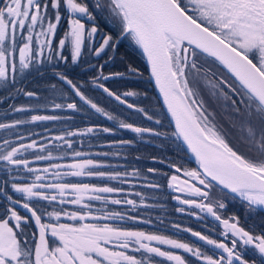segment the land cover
I'll return each instance as SVG.
<instances>
[{"label": "snow or ice", "instance_id": "1", "mask_svg": "<svg viewBox=\"0 0 264 264\" xmlns=\"http://www.w3.org/2000/svg\"><path fill=\"white\" fill-rule=\"evenodd\" d=\"M101 19L111 25L107 31L98 24ZM123 42L143 56L146 79L167 110L159 115L174 123L170 133L126 122L85 91L86 85L102 90L162 125V119L126 99L139 92L118 94L104 83L128 75L145 79L132 64L105 74ZM70 68L92 75L82 83L72 78ZM49 72L50 92L67 102L44 97L36 107L9 104L6 114L22 116L0 122L6 133L0 143V264H264V220L245 229L238 216L223 215L225 201L237 198L246 212H264V0H0V103L19 96L39 101L23 82L33 73L43 77ZM205 92L223 102L230 131L205 106ZM49 106L53 114H38ZM57 112L98 114L141 140L145 134L174 138L176 150L186 146L197 167L152 157L171 174L157 167L129 170L106 162L109 157L126 160L121 150H84L86 137L116 135L111 127L67 128L49 135L18 132L25 125L73 120ZM44 131L51 129L45 126ZM12 135L15 140L7 138ZM132 145L133 140L119 139L107 147ZM65 158L71 162H62ZM38 161L47 166L33 167ZM154 178L174 193L171 199L180 205L176 213L198 220L212 217L222 226L218 235L223 239L171 224L210 246L205 250L128 227L151 224L139 210L157 205L146 204L143 192L123 186L134 189V181H142V188L162 189L164 183Z\"/></svg>", "mask_w": 264, "mask_h": 264}, {"label": "trees", "instance_id": "2", "mask_svg": "<svg viewBox=\"0 0 264 264\" xmlns=\"http://www.w3.org/2000/svg\"><path fill=\"white\" fill-rule=\"evenodd\" d=\"M100 28L103 31H107L111 25L108 24L105 20L101 19L98 21ZM123 57V60H121ZM95 62V60L93 61ZM103 63V60L99 61ZM126 64H132L133 66L139 68L143 71L145 79H140L131 75L126 76L125 78H117L114 80L105 81V85L110 87L113 91H116L118 94L126 91L132 90L139 92L140 95L136 97H127L129 103H133L138 107L144 108L150 115H153L154 118L162 119V125H155L153 121L147 120L143 114L134 111V109H128L125 105H120L117 101L113 100L110 97H107L102 90L93 89L90 86L85 87V91L87 94L100 106L105 107L106 110L113 112L114 114L118 115L120 119L125 120L126 122L132 123L135 126L141 127H153L161 132H171L173 131L171 124L168 118L161 117L159 113L163 111L157 96L155 94L154 88L152 83L147 81L148 72L144 71L146 68V64L144 62L143 56L139 53L138 50H133L132 47L128 45L127 42H123V46L119 47L118 53L113 56V59L109 62V64L105 65L104 71L105 74L116 72V71H126ZM60 70H63V65L57 66ZM69 72L72 73V78L80 80L82 83L88 81L92 75V72L89 71L88 73H84L80 71L79 68L76 69H69ZM50 79V72L46 73L45 76L41 77L38 74L33 73L31 76L28 77L26 81L23 82V86L28 88L29 90H33L38 93L40 100L37 101L35 99L29 100L26 97L19 96L13 99H5L3 103H0V122H11L15 118H21L22 114L19 113H8L6 114V109H8L9 104H15L16 106L30 104L32 107H36L37 103L43 105L44 97H48L50 100L55 99L56 102H67L62 101L59 94L53 96L48 88V81ZM54 82V81H53ZM3 93H0L2 96ZM78 101V98H76ZM203 99L205 101V106L208 108L209 111L213 112L216 116V120L219 124L223 125L225 130L230 131L229 122H228V115L229 113L223 106L222 101L215 100L214 98L210 97L206 92L203 94ZM164 112V111H163ZM165 113V112H164ZM37 114V113H32ZM38 114H53L51 108L49 106L48 110H44L40 108L38 110ZM56 114L62 115H72L73 120L70 121H61V122H47L46 125H25L21 126L18 129V132L24 134L26 136L30 135L33 131L41 133L42 135H49V134H59L65 131L67 128H85L87 126L92 125H99L103 127H111L116 130V135H108V134H101L99 137H86L84 150H90L93 152L96 151H116L121 150L127 154V159L123 158H115L109 157L106 158L107 163H111L113 165H122L127 167L131 170L132 167L140 168L141 170H146L147 167H157L160 168L164 172H169L171 174L172 170L167 168L166 164H156L151 159L152 157H156L158 159H162L165 161L175 160L178 165H182L186 168H195L192 162L189 160L188 155L186 154L185 150L177 151L175 144L173 143L174 138L165 137H149L145 134L143 140L136 137V134L123 129L116 128L115 124L112 121H108L104 117H100L98 114H92L91 116L86 115L85 113H60L57 112ZM24 116H28L30 114H23ZM48 127L51 129L50 133H46L44 131V127ZM6 136V133L0 130V141ZM7 138H14L16 139L15 135L9 136ZM34 139H39V137H32ZM231 139V137H229ZM119 139H129L134 141V145L130 147H126L123 149H109L107 144L113 140ZM151 141V142H149ZM89 142L92 144V147L89 148ZM234 142V141H233ZM103 146V147H101ZM54 155H59L57 151L54 150ZM136 156H141L142 159L136 160ZM31 157V155H29ZM70 160V158H65L64 161ZM158 182L164 183V187L162 189H167L165 181L158 180V178H154ZM115 183V182H110ZM137 184V187L131 190L141 191L151 198L152 203H156V199H159V192L155 190L146 191L149 189H145L140 187L142 181H134ZM123 187L129 188V185H124ZM162 197L163 194L161 195ZM134 198V197H129ZM139 200L138 197H135ZM168 204H171L172 201L169 200L168 196L165 197ZM147 202V199H145ZM95 203V202H94ZM225 203H230L232 206L233 213H236L239 217L241 215V211L243 210L246 212L245 208L243 207L242 203L239 199H228ZM118 207V206H115ZM119 208V207H118ZM133 214V213H132ZM247 214L252 215L253 218L259 217L261 220H264V212H256V213H249Z\"/></svg>", "mask_w": 264, "mask_h": 264}, {"label": "flooded vegetation", "instance_id": "3", "mask_svg": "<svg viewBox=\"0 0 264 264\" xmlns=\"http://www.w3.org/2000/svg\"><path fill=\"white\" fill-rule=\"evenodd\" d=\"M9 139L15 140L14 138H9ZM2 142H3V140L0 141V143H2ZM29 155H31V154H29ZM29 159H32V156L29 157ZM62 162H71V160L62 161ZM47 163L48 162H46V161H38V162H35L32 166L38 167V168H43V167L47 166ZM3 176H4V173L0 172V177H3ZM27 182L30 183L31 178H29V180ZM128 189H129V191H135V190H131L130 188H128ZM152 190L153 189H149L146 191L152 192ZM155 191L159 192V199L158 198L156 199L157 202L152 203L151 198L146 197L147 202H145V203L157 205V207H151V208H147V209L141 208L139 210V213L142 214L141 218L150 219L152 221V223L151 224H135V225L129 223L127 225L128 227H133L134 229H142V230H146V231L159 232V233H162L165 235L172 236L173 238H180V239H183L187 242H192V243H195L197 245H200L205 250H208L210 248V246L205 245L202 241H199L195 237H191L189 233L178 232L177 230L172 229L171 224L176 223V224H180L182 227H190L195 231H200L205 235H209L213 239H217V240L223 239L222 236L218 235V233L223 230L222 226H219L218 222L214 221L212 217H206L203 220H198V219H196L195 216H187L185 214L176 213L174 211V209H175V207L180 206V205H177L176 202L171 199V196L174 195V193H172L168 189H159V190H155ZM9 192L13 196L16 195L15 193H11L10 189H9ZM162 194L164 197L161 196ZM146 196H148L147 193H146ZM166 196H168L169 200L172 201L171 204L167 203V200L165 199ZM0 202H2V201H0ZM226 204H227V208L223 210V215L225 217L230 216V215H236L237 216L236 213H233L231 204L230 203H226ZM181 207H183V206H181ZM49 210H51V209H49ZM191 211L198 212L199 210L193 209ZM20 212L23 214L24 210L20 209ZM133 214L135 215L137 213H133ZM239 219H240L241 226H243L245 229H248L254 225L259 226L260 221H261V218H259V217L253 218L252 215L247 214V212H244L243 210L241 211V215L239 216ZM161 221H163L162 224L160 223ZM213 228L215 230L209 231V229H213ZM257 230H259V228H257ZM137 255H139V254H137ZM185 255L187 256V254H185ZM246 258L249 260L253 259V257H251L250 255L247 256ZM157 259H159V258H157Z\"/></svg>", "mask_w": 264, "mask_h": 264}, {"label": "water", "instance_id": "4", "mask_svg": "<svg viewBox=\"0 0 264 264\" xmlns=\"http://www.w3.org/2000/svg\"><path fill=\"white\" fill-rule=\"evenodd\" d=\"M143 59H144V58H143ZM144 62H145V60H144ZM145 64H146V62H145ZM148 75H149V73H148ZM152 86H153V88H154V91H155V94H156V96H157V99H158V101H159V103H160V105H161L163 111H164L165 114H166V111H167V110H166V108L163 107V101H162V98L160 97V94H159L158 90L155 88L154 83H152ZM167 118H168V120H169V122H170V124H171V126H172V129L174 130V123L171 121L170 116L167 117ZM184 150H185L186 154L188 155L189 160H190V161L192 162V164L194 165V167H197L196 162H195V158L191 155V153H189V152L187 151L186 146L184 147Z\"/></svg>", "mask_w": 264, "mask_h": 264}]
</instances>
